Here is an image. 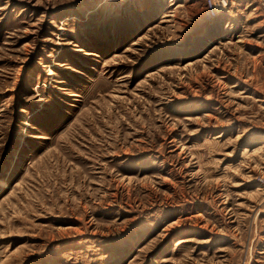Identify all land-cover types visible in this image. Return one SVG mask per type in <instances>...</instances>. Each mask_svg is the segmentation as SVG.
<instances>
[{
    "label": "rangeland",
    "instance_id": "rangeland-1",
    "mask_svg": "<svg viewBox=\"0 0 264 264\" xmlns=\"http://www.w3.org/2000/svg\"><path fill=\"white\" fill-rule=\"evenodd\" d=\"M231 2L0 0V264H264V25Z\"/></svg>",
    "mask_w": 264,
    "mask_h": 264
},
{
    "label": "built area",
    "instance_id": "built-area-1",
    "mask_svg": "<svg viewBox=\"0 0 264 264\" xmlns=\"http://www.w3.org/2000/svg\"><path fill=\"white\" fill-rule=\"evenodd\" d=\"M248 5L257 8L261 15V21L264 25V0H245ZM205 7V16L208 18L215 17L218 13L227 11L232 7L231 0H203ZM262 184V180H258Z\"/></svg>",
    "mask_w": 264,
    "mask_h": 264
},
{
    "label": "bare ground",
    "instance_id": "bare-ground-1",
    "mask_svg": "<svg viewBox=\"0 0 264 264\" xmlns=\"http://www.w3.org/2000/svg\"><path fill=\"white\" fill-rule=\"evenodd\" d=\"M248 5V4H247ZM217 15H219V14H217Z\"/></svg>",
    "mask_w": 264,
    "mask_h": 264
}]
</instances>
